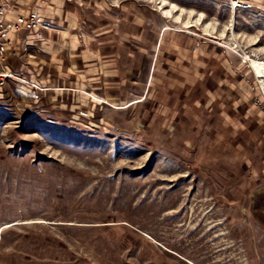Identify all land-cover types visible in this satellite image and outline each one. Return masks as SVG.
Instances as JSON below:
<instances>
[{"label": "rangeland", "instance_id": "rangeland-1", "mask_svg": "<svg viewBox=\"0 0 264 264\" xmlns=\"http://www.w3.org/2000/svg\"><path fill=\"white\" fill-rule=\"evenodd\" d=\"M170 1L250 67L264 112V0ZM15 87L0 91V264H264V130L243 127L250 115L197 118L190 101L192 122L180 108L168 127L139 105L52 117L19 109Z\"/></svg>", "mask_w": 264, "mask_h": 264}, {"label": "crops", "instance_id": "crops-1", "mask_svg": "<svg viewBox=\"0 0 264 264\" xmlns=\"http://www.w3.org/2000/svg\"><path fill=\"white\" fill-rule=\"evenodd\" d=\"M162 1L7 0L9 17L36 10L53 26L8 34L14 42L8 45L7 58L16 60L33 84L8 80L4 88L21 91L27 104L19 109L52 117L77 118L82 108L92 118L104 119L106 110L126 117L139 105L149 125L168 127L166 123L180 117V108L181 117L192 122L191 108L179 105L191 101L197 118L204 113L211 119L217 106L227 118L250 115L243 127L251 123L262 132L263 103L248 64L243 70L239 62L244 60L229 58L228 51L223 60L225 50L198 39L197 28H185L196 23L186 26L175 13L176 4Z\"/></svg>", "mask_w": 264, "mask_h": 264}, {"label": "built area", "instance_id": "built-area-1", "mask_svg": "<svg viewBox=\"0 0 264 264\" xmlns=\"http://www.w3.org/2000/svg\"><path fill=\"white\" fill-rule=\"evenodd\" d=\"M227 2H229L232 7H237L242 10L250 9L254 5L249 1L241 0H227ZM8 11H10V4L7 0H0V91L8 80L20 81L30 85L33 84L32 81L28 80L22 74L18 62L7 58L6 52L8 45H12L14 42L13 38L8 36V34L13 33L16 35L21 28H30V26H39L41 29L52 26V23L42 19L36 10L26 15L17 14L15 18L9 17ZM41 34L42 32H39V36H41ZM257 81L260 83L259 79Z\"/></svg>", "mask_w": 264, "mask_h": 264}, {"label": "bare ground", "instance_id": "bare-ground-1", "mask_svg": "<svg viewBox=\"0 0 264 264\" xmlns=\"http://www.w3.org/2000/svg\"><path fill=\"white\" fill-rule=\"evenodd\" d=\"M190 25H192V24H188L187 26H190Z\"/></svg>", "mask_w": 264, "mask_h": 264}]
</instances>
